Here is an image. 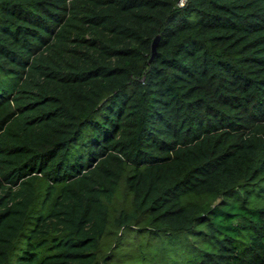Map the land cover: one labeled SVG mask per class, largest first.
I'll list each match as a JSON object with an SVG mask.
<instances>
[{"label": "trees", "instance_id": "obj_1", "mask_svg": "<svg viewBox=\"0 0 264 264\" xmlns=\"http://www.w3.org/2000/svg\"><path fill=\"white\" fill-rule=\"evenodd\" d=\"M0 264H264V0H0Z\"/></svg>", "mask_w": 264, "mask_h": 264}, {"label": "water", "instance_id": "obj_2", "mask_svg": "<svg viewBox=\"0 0 264 264\" xmlns=\"http://www.w3.org/2000/svg\"><path fill=\"white\" fill-rule=\"evenodd\" d=\"M155 40H156V38L154 39V41L152 42V52H154V49H155Z\"/></svg>", "mask_w": 264, "mask_h": 264}]
</instances>
